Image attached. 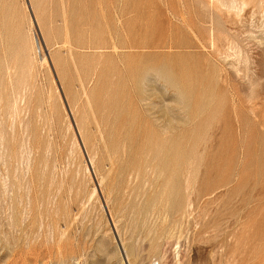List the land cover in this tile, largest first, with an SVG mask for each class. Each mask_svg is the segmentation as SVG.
<instances>
[{"label":"rangeland","instance_id":"1","mask_svg":"<svg viewBox=\"0 0 264 264\" xmlns=\"http://www.w3.org/2000/svg\"><path fill=\"white\" fill-rule=\"evenodd\" d=\"M0 264H264V0H0Z\"/></svg>","mask_w":264,"mask_h":264},{"label":"bare ground","instance_id":"2","mask_svg":"<svg viewBox=\"0 0 264 264\" xmlns=\"http://www.w3.org/2000/svg\"><path fill=\"white\" fill-rule=\"evenodd\" d=\"M125 258H126V257H125ZM126 260H127V259H126ZM126 260H125V261H126ZM127 263H128V262H127Z\"/></svg>","mask_w":264,"mask_h":264},{"label":"water","instance_id":"3","mask_svg":"<svg viewBox=\"0 0 264 264\" xmlns=\"http://www.w3.org/2000/svg\"><path fill=\"white\" fill-rule=\"evenodd\" d=\"M87 160H88V157H87Z\"/></svg>","mask_w":264,"mask_h":264}]
</instances>
